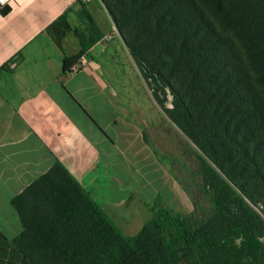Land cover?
<instances>
[{
    "label": "trees",
    "instance_id": "1",
    "mask_svg": "<svg viewBox=\"0 0 264 264\" xmlns=\"http://www.w3.org/2000/svg\"><path fill=\"white\" fill-rule=\"evenodd\" d=\"M101 1L156 99L172 95L168 117L208 160L216 211L192 228L159 208L127 238L57 162L14 198L24 227L15 244L32 264H264V0ZM61 28L67 16L50 28L59 45Z\"/></svg>",
    "mask_w": 264,
    "mask_h": 264
},
{
    "label": "crops",
    "instance_id": "2",
    "mask_svg": "<svg viewBox=\"0 0 264 264\" xmlns=\"http://www.w3.org/2000/svg\"><path fill=\"white\" fill-rule=\"evenodd\" d=\"M9 6L0 7V264H32L15 244L24 227L12 202L57 162L123 232L138 234L150 203L176 205V183L154 142L165 114L111 16L101 0ZM63 16L74 32L59 45L50 28ZM82 51L83 67L66 71Z\"/></svg>",
    "mask_w": 264,
    "mask_h": 264
},
{
    "label": "rangeland",
    "instance_id": "3",
    "mask_svg": "<svg viewBox=\"0 0 264 264\" xmlns=\"http://www.w3.org/2000/svg\"><path fill=\"white\" fill-rule=\"evenodd\" d=\"M84 19L85 20L83 21L85 26H91L88 19ZM77 23L79 24V22ZM69 27L70 28L67 30L61 28L60 31H57V37L64 40L68 37V35L72 34L74 32V27L70 23ZM83 27L84 26H81L79 30L82 31L84 29ZM76 29L78 31V28ZM116 31L118 32L117 28ZM79 54L84 55L86 53L85 51H82L77 55ZM133 61V69L135 72L137 71L144 85L148 87L151 101L154 100L160 108L161 113L163 111L165 114L163 127L162 122L160 121L159 126L155 128L154 142L159 147V153L162 155L168 175L174 179L176 183V205L171 207L164 206L161 204L160 200L150 203L149 209L151 211L152 218L159 208H168L185 217L192 228H197L216 211L213 200V192L207 187L204 177V165L209 162L194 145V143L186 137L176 124L168 117L166 109L173 108V97L170 92H168L165 96L160 95L161 100L164 102L161 104L154 96L153 91L149 87L141 69L136 64L134 59ZM131 75L132 78H135L136 74L133 72ZM158 107L155 106L156 109ZM155 114V110L150 111V117ZM150 220H148L144 226ZM144 226L142 228H144ZM116 227L119 229L121 234L127 238H134L138 235L129 236L117 225Z\"/></svg>",
    "mask_w": 264,
    "mask_h": 264
},
{
    "label": "built area",
    "instance_id": "4",
    "mask_svg": "<svg viewBox=\"0 0 264 264\" xmlns=\"http://www.w3.org/2000/svg\"><path fill=\"white\" fill-rule=\"evenodd\" d=\"M14 0H2V2H0V7H3L5 5H11V3L13 2ZM84 1H91V0H84ZM84 63L81 62V63H77L75 65L72 66L71 70L69 71L70 73H73L79 69H81V67H83Z\"/></svg>",
    "mask_w": 264,
    "mask_h": 264
},
{
    "label": "water",
    "instance_id": "5",
    "mask_svg": "<svg viewBox=\"0 0 264 264\" xmlns=\"http://www.w3.org/2000/svg\"><path fill=\"white\" fill-rule=\"evenodd\" d=\"M10 10H11V7L9 5H5L2 8V13L7 14L8 12H10Z\"/></svg>",
    "mask_w": 264,
    "mask_h": 264
},
{
    "label": "snow or ice",
    "instance_id": "6",
    "mask_svg": "<svg viewBox=\"0 0 264 264\" xmlns=\"http://www.w3.org/2000/svg\"><path fill=\"white\" fill-rule=\"evenodd\" d=\"M0 2H2V0H0Z\"/></svg>",
    "mask_w": 264,
    "mask_h": 264
}]
</instances>
